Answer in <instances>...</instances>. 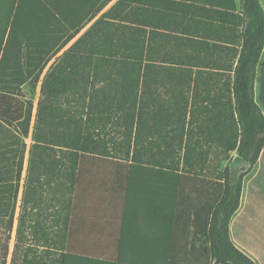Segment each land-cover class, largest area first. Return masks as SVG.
I'll return each instance as SVG.
<instances>
[{
  "label": "trees",
  "instance_id": "1",
  "mask_svg": "<svg viewBox=\"0 0 264 264\" xmlns=\"http://www.w3.org/2000/svg\"><path fill=\"white\" fill-rule=\"evenodd\" d=\"M101 2L0 0V264L15 222L9 264H106L94 258L103 254L116 264H255L230 240L245 174L228 163L236 153L252 166L264 147L262 6L240 0L244 42L217 116L227 164L214 175L199 144L214 118L199 113L198 86L148 82L133 28L102 16L56 57ZM52 60L30 127L21 89L36 87ZM114 196L121 211L110 228Z\"/></svg>",
  "mask_w": 264,
  "mask_h": 264
},
{
  "label": "crops",
  "instance_id": "2",
  "mask_svg": "<svg viewBox=\"0 0 264 264\" xmlns=\"http://www.w3.org/2000/svg\"><path fill=\"white\" fill-rule=\"evenodd\" d=\"M120 1L102 0L104 5L97 15L56 57L102 16L117 30L123 28L129 32L133 28L138 56L143 58L142 68L149 70L145 78L148 82L198 86L196 93L205 102L199 113L214 118L213 125H205L210 135L205 128L201 137L200 146L209 152L204 160L209 166L223 163L217 116L222 112L223 86L232 83L244 42L247 19L242 14L240 0H125L118 5ZM258 2L264 15V0ZM109 29L119 38L125 37ZM260 70L264 79V42L258 76ZM236 159L241 165L236 175H245L239 207L229 224L230 240L255 264H264V147L252 166L237 156L232 162ZM212 171L215 175L222 169L214 167ZM94 258L116 264L117 255ZM165 258L168 255L157 253L149 257Z\"/></svg>",
  "mask_w": 264,
  "mask_h": 264
},
{
  "label": "rangeland",
  "instance_id": "3",
  "mask_svg": "<svg viewBox=\"0 0 264 264\" xmlns=\"http://www.w3.org/2000/svg\"><path fill=\"white\" fill-rule=\"evenodd\" d=\"M53 62V60L47 65L46 69L44 70L43 74L41 75L40 78V82L36 85V87H32V86H24L21 89V94L19 96V99L22 100L23 102H30L32 104V120H31V125L30 127L33 126L34 124V120H35V114H36V109H37V104H38V100H39V96H40V84H41V79L43 78V75L45 74V72L47 71V69L49 68V66L51 65V63ZM204 130L206 128V134H209L208 131V127H206L205 125L203 126ZM204 130L203 132V136H204ZM201 136L199 139V144L201 143ZM25 143H26V153H25V157H24V164H23V172H22V181H21V186H20V191H19V196H18V203H17V208H16V212H15V219L18 216V211H19V204H20V199H21V191H22V184H23V178L25 177V172H26V167H27V159H28V150H29V146L31 144V133L28 136V138L25 139ZM209 155V152L207 153V156ZM236 156V153H230L229 154V159L230 162L228 163V168L229 170L234 173V174H238L239 173V167L241 166L240 164H238V159L234 160L232 162V158ZM226 161H223V163L216 165H211L210 167V171L213 173V169L215 167V169L221 168L222 170L224 169L225 165H226ZM243 166V165H242ZM114 205V206H112ZM112 205L109 207L108 211H107V217L110 219V223H112L111 227L116 228L117 221L119 219V214L121 211V201L119 200V198H115V196L112 199ZM116 205V206H115ZM92 209H94V207H92ZM15 227H16V222L14 223V228L13 231L11 233V239L9 241V255L7 258V264H9L10 261V257H11V252L13 250L14 247V243H15ZM108 244H110V249L109 251L112 252L113 251V247H114V240L113 241H106Z\"/></svg>",
  "mask_w": 264,
  "mask_h": 264
}]
</instances>
